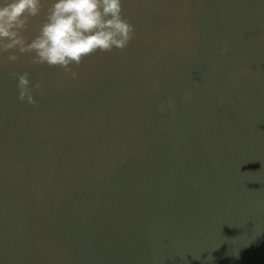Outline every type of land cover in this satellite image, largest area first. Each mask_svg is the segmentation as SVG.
Instances as JSON below:
<instances>
[{
  "label": "water",
  "instance_id": "95a60500",
  "mask_svg": "<svg viewBox=\"0 0 264 264\" xmlns=\"http://www.w3.org/2000/svg\"><path fill=\"white\" fill-rule=\"evenodd\" d=\"M122 3L77 79L0 53V264H264V0Z\"/></svg>",
  "mask_w": 264,
  "mask_h": 264
},
{
  "label": "clouds",
  "instance_id": "9594fccd",
  "mask_svg": "<svg viewBox=\"0 0 264 264\" xmlns=\"http://www.w3.org/2000/svg\"><path fill=\"white\" fill-rule=\"evenodd\" d=\"M43 8V0H0V53H10L9 62L31 54V64L58 67L77 79L72 66L97 52L122 51L136 36L135 26L123 15L122 0H51L37 35L29 41L24 33ZM10 75L16 80L17 100L35 106L33 90H42L44 84H33L27 71Z\"/></svg>",
  "mask_w": 264,
  "mask_h": 264
}]
</instances>
